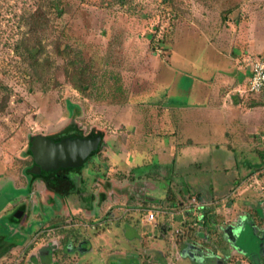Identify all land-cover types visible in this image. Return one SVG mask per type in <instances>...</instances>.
<instances>
[{
    "label": "rangeland",
    "instance_id": "374dc122",
    "mask_svg": "<svg viewBox=\"0 0 264 264\" xmlns=\"http://www.w3.org/2000/svg\"><path fill=\"white\" fill-rule=\"evenodd\" d=\"M260 55L264 0H0L9 95L0 111V264H217L205 253L212 245L226 264L235 252L250 260L240 264H264V100L248 92ZM70 59L83 71L73 75L80 89L65 76ZM167 105L194 112L213 140L199 143L192 190L207 202V218L192 224L207 237L177 245L188 226L175 221L193 215L164 197L168 187L186 191L176 171L190 158L179 166L170 156L179 143ZM231 121L236 142L226 137ZM73 129L102 142L71 191L60 170L31 165L27 149L32 137ZM47 173L62 174L63 187ZM227 202L250 218L230 221L238 232L220 247L215 224L231 214Z\"/></svg>",
    "mask_w": 264,
    "mask_h": 264
},
{
    "label": "crops",
    "instance_id": "0c3cea01",
    "mask_svg": "<svg viewBox=\"0 0 264 264\" xmlns=\"http://www.w3.org/2000/svg\"><path fill=\"white\" fill-rule=\"evenodd\" d=\"M263 57H264V55H260L257 58H263ZM248 92H250V91H248ZM215 102H216L215 100H210L209 99V103L208 104L210 105V109L211 108H219V106L215 105L216 104ZM192 106H193L194 109L198 108L196 106V103H193ZM165 108L167 109V116H166V118L164 117L165 125L169 126V127H172V132H170L169 134L177 135L178 143H179L176 146V148L177 147L179 148L178 149V154H173V155H170V156H171V158L175 159V161H174L175 164L179 163L178 164L179 166L187 164L182 169L177 168V171H176V173L178 175L177 179H178V181L183 182V184L185 183V185L189 189L194 190L193 184L195 182H197V180H198L197 173H198V171L200 169H202L200 163L197 161V158L202 154V150L204 149V147H202L199 143H201V142H205L206 143V142H212L213 141L212 140V129L208 128L205 131L204 135H201L199 130H198V123H200V120L197 118V116H196V114L194 112L193 113L192 112L186 113L185 112V111H187V107L186 106L185 107H177V105L176 106L167 105V106H165ZM179 108H181V109H179ZM183 109H184V111H183ZM189 122L192 123L191 127H190V125H188ZM234 123H236V122L231 121L230 124H232L235 128H233L231 131L228 130L227 133H226V137H227L228 140L236 142V141L239 140L238 139L239 133L237 132L238 130H237L236 125H234ZM260 137L262 139H264V135H261ZM241 141H243V140H241ZM207 150H208V148H207ZM178 157H179V160L177 159ZM212 157H213V160H214V156L213 155H212ZM186 158H190V161L186 162L185 161ZM183 162H186V163L183 164ZM193 167H195V168H193ZM196 167H199V168H196ZM199 198L201 199V201L204 204H207V202L204 201L203 196L201 194H199ZM214 202H216V200ZM214 202L212 200H210V205H213ZM229 203L230 202H227L226 204H222V206L226 207V209L228 208V211L231 214H228V216L225 219L220 220L223 223L222 226L218 225L219 222H216V224H215L217 226V228L219 227L221 229L220 230L218 228L219 232L222 231V234L226 237V239L225 240L223 239V235L222 236H220L219 234L216 235L215 229L212 230L213 232L215 231V235L219 239V243L217 242V244L220 247L227 246L228 243H229L228 240L229 239H235L236 235L234 233L238 232L236 230H232L231 229V227L229 225L230 221H235V219H237L236 216L240 217L242 219H247V217L250 218L249 214L245 213L244 211L238 213L239 214L238 215L236 213V211H238V210L235 211V209H234L236 204H229ZM206 218H207V216H206ZM179 221L181 223H184L183 226H185V227L188 226V230H187L186 233L184 232L183 234H180L181 235L180 239L176 242V245L178 243H183L184 241H187V240L195 242V239H194L195 237H202L203 236L202 240L207 237L206 234L202 230H198L196 228H194V229L192 228L193 230H190V228H189V227H191L189 225L190 224V220H188V219L187 220H182L179 217L175 222L177 223ZM186 222H188V223H186ZM251 224H252V221H251ZM178 227L179 226H175V228H178ZM231 232L233 233V235H231ZM202 233L204 235L201 236ZM206 233H207V231H206ZM212 233L211 232L209 233L210 237L214 236ZM214 243H215V241H214ZM217 244H215V245H217ZM208 248L211 251L210 252H206L205 251V253H206V255H210V254L213 255L210 259L214 260L217 264H226V263L223 262L222 259L217 258L215 256L217 251H216V247H214V245H212L211 248L210 247H208ZM173 253L176 254L177 250L176 249H172L171 254L174 255ZM206 255H205V258L209 259V258L206 257ZM169 257H171V255H169ZM225 258H227V257H225ZM245 259H247V262H250V260L245 255H242L240 253L235 252L234 254L231 255L230 262L232 264H235V263L237 264L239 261H241V260L244 261ZM217 260L219 262H217ZM152 262H153V264H156L155 263V259H152ZM239 264H240V262H239Z\"/></svg>",
    "mask_w": 264,
    "mask_h": 264
},
{
    "label": "water",
    "instance_id": "95a60500",
    "mask_svg": "<svg viewBox=\"0 0 264 264\" xmlns=\"http://www.w3.org/2000/svg\"><path fill=\"white\" fill-rule=\"evenodd\" d=\"M100 139L99 135L65 136L53 141L40 135L30 139L29 150L38 169L76 167L82 165L85 158L97 148Z\"/></svg>",
    "mask_w": 264,
    "mask_h": 264
},
{
    "label": "trees",
    "instance_id": "16d2710c",
    "mask_svg": "<svg viewBox=\"0 0 264 264\" xmlns=\"http://www.w3.org/2000/svg\"><path fill=\"white\" fill-rule=\"evenodd\" d=\"M64 50H65V47L62 48V51L58 50V54L63 55ZM32 51H33V49L29 52L30 56H33ZM66 63H67V65L65 66L66 78L69 81H71L76 87H78L80 89V87L76 81V78L73 75L76 74V75H78V78H80L83 74V71L81 69H75L76 68L75 67V61L73 59L66 61ZM0 88L3 89V91H4L1 98H0V111H3L8 100H9V95H8V92L4 86L0 85ZM71 134H74V135L79 136V137H84L81 134V132L77 131L76 129H73L71 132H67V131L62 132L61 136L55 137V138H53V140L57 141V140L65 137L67 135L71 136ZM94 135H95L94 133H89L85 137H88V136L93 137ZM101 142H102V139H100V142H99L97 148L95 150H93L88 155V158L98 152V150L100 149V146H101ZM29 145H30V143L28 144L27 153L29 155H31L30 150H29ZM76 168H79V167H68V168H65L64 170H77ZM50 171H53V170L50 169ZM60 172L65 174V182L69 186V187L67 186V188L71 190V187L74 186V184L71 181V177L69 176V174L66 175L65 171H63V172L60 171ZM44 175H46V174H42L41 177L45 178L46 182H48L47 178L55 179V187H57V189H60V187H63L64 181H63V175L62 174L59 177H57L56 173H52V174L50 173V174H48V176H46L47 178ZM185 188H186V191L188 192L187 194H186V191L184 188H177L175 190L174 187H168V189L166 190V195L164 197V203L170 207H180V206L186 204L191 197H196L198 200L201 201V199L199 198L200 193H198V192L193 193L192 189H189L187 186ZM71 191H73V190H71ZM204 219H206V215H204ZM252 224L255 225V223L253 221H252ZM189 225L191 226V227H189L190 230H193L194 228H193V225L191 222Z\"/></svg>",
    "mask_w": 264,
    "mask_h": 264
},
{
    "label": "built area",
    "instance_id": "2783aa9c",
    "mask_svg": "<svg viewBox=\"0 0 264 264\" xmlns=\"http://www.w3.org/2000/svg\"><path fill=\"white\" fill-rule=\"evenodd\" d=\"M248 90L250 92L256 93L260 95V97L264 100V57L256 58L252 61L251 64V76L248 83ZM204 209L205 204L198 200L196 197H191L189 201L180 207L178 210H185V212H191L193 215V225H197L202 223V219H204ZM156 214L152 211L146 212L145 220L148 222H152L156 220ZM180 228L174 229V232L179 233Z\"/></svg>",
    "mask_w": 264,
    "mask_h": 264
},
{
    "label": "flooded vegetation",
    "instance_id": "af4514ba",
    "mask_svg": "<svg viewBox=\"0 0 264 264\" xmlns=\"http://www.w3.org/2000/svg\"><path fill=\"white\" fill-rule=\"evenodd\" d=\"M89 137V136H88ZM60 140V139H59ZM59 140H57V141H59ZM87 159H88V157H86L85 158V160H84V163H85V161H87ZM34 163V161H33V158H32V163H31V165ZM83 163V164H84ZM69 167H71V166H69ZM77 167V166H76ZM79 167V166H78ZM65 168H68V167H58V168H53V169H58V170H60V171H65L66 172V175L67 174H69V176L72 178V177H75L74 175H76V172L77 173H79L78 172V170H64ZM82 168V167H81ZM81 168H76V169H81ZM74 169V168H73ZM41 181H44V180H41ZM58 218V217H57Z\"/></svg>",
    "mask_w": 264,
    "mask_h": 264
}]
</instances>
